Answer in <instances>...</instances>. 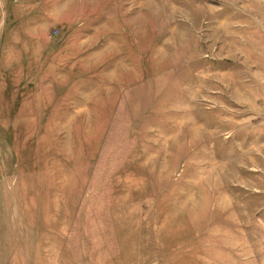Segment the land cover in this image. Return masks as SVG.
<instances>
[{"label":"rangeland","instance_id":"obj_1","mask_svg":"<svg viewBox=\"0 0 264 264\" xmlns=\"http://www.w3.org/2000/svg\"><path fill=\"white\" fill-rule=\"evenodd\" d=\"M0 264H264V0H0Z\"/></svg>","mask_w":264,"mask_h":264}]
</instances>
